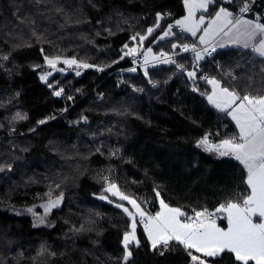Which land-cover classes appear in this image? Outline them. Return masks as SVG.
I'll return each mask as SVG.
<instances>
[{"label": "trees", "instance_id": "16d2710c", "mask_svg": "<svg viewBox=\"0 0 264 264\" xmlns=\"http://www.w3.org/2000/svg\"><path fill=\"white\" fill-rule=\"evenodd\" d=\"M242 2L216 0L236 15ZM250 8L244 14L264 23V0H251ZM157 12L171 15L147 35ZM184 14L183 0H0V164L11 165L10 171L0 172V264H121V241L130 221L115 203L130 210L131 206L103 192L108 186L105 176L138 202L151 199L158 209L163 199L190 216L192 209L213 212L249 193L246 170L232 159L206 152L198 142L206 133L211 143L236 134L228 116L202 95L210 88L201 74L219 78L241 94L264 92V77L259 74L264 64L251 62L250 51L218 52L222 74L205 58L199 61L196 91L186 74H175L172 67L148 69L147 77L139 68L127 76L143 90L138 93L118 88L116 76L106 80L110 71L132 64V57L120 55L125 44L139 45L130 39L136 33L147 35L140 49L151 47L154 54L173 51V43L191 42L176 28L174 36L158 39ZM43 55L75 57L105 69H79V79L67 71L62 80L68 68L62 64L65 71L48 78L53 85L49 88L39 78L47 68ZM181 61L193 70L190 57ZM249 77L254 89L248 86ZM62 85L87 95L66 115L68 125L61 119L51 121L63 107L53 95ZM94 88L105 93L103 100L91 92ZM18 112L27 118L13 119ZM41 120L45 123H38ZM153 189L159 191V199ZM61 193L66 197L63 210L53 213L49 226H36L34 207ZM102 194L108 200L100 199ZM137 237L140 246H130L128 264H191L176 242L153 250L140 224ZM208 262L238 264L227 252Z\"/></svg>", "mask_w": 264, "mask_h": 264}, {"label": "snow or ice", "instance_id": "6c2138e0", "mask_svg": "<svg viewBox=\"0 0 264 264\" xmlns=\"http://www.w3.org/2000/svg\"><path fill=\"white\" fill-rule=\"evenodd\" d=\"M39 2V0H38ZM231 3V0H229ZM251 0H243L242 6L238 9L240 15L234 12L223 4H216V0H183V5L187 10V15L175 21V27H178L181 32L190 33L191 36L196 37L198 32L202 34L198 37L200 45L204 48H198L193 43H173L171 48L173 50L180 49L183 52H192L193 55V70L189 71L183 64H178L173 58L178 54L175 51L172 54L167 52H160L154 54L152 48L149 47L145 51H141L139 45L151 35L156 28L160 27V21L165 16H170V13H156V23L153 27L146 30L147 35L136 33L130 37L132 41H139L137 47H129L125 44L121 49L120 59L125 57H132L133 62L136 58L143 56V71L144 75L148 76V66L150 63L155 64L164 63L175 65L178 72L186 74L187 78L193 82V90H198L195 87L197 78V71L199 61L203 60L206 55H211L216 51L217 47L224 45H237L245 49H250L251 52L257 54L264 60V23L260 22V18L246 19L244 13L251 11ZM216 4L213 13H209V18L206 20L204 13H208L209 6ZM197 12L201 15L197 17ZM22 23L24 21H21ZM34 24L35 21H30ZM174 25L168 24L162 35L158 39L163 40L167 37L174 36ZM111 34V30H108ZM99 34V33H97ZM33 35H36L33 31ZM217 37H221L217 40ZM40 38V37H38ZM41 53L44 49L41 48ZM7 59V57H3ZM43 60L47 68L52 71H44L40 75V80L45 82L49 88L53 85L48 83V78L52 76L53 71L64 72V68H58L57 65H67L77 76L81 75L79 69H87L97 67L98 71L104 69L86 62L78 61L75 57L67 58L62 55H43ZM119 61H113L118 63ZM74 66V67H73ZM35 68H43L42 65H34ZM129 71L135 72L136 68H131ZM259 74L264 77V67L259 69ZM231 75V73H227ZM202 79L209 85L211 89L206 95L207 101L216 109L224 112L230 116L238 128V133L227 139H222L219 143H211L209 134L198 142L206 152L217 153L220 157L231 156L234 157L246 170L247 179L246 185L250 192L241 200H229L222 203L217 209L216 213H225L227 220V229L221 228L216 223V216L207 208L201 210L192 209L193 215L181 210L178 207H170L163 199H159L160 193L153 189L156 197L159 199V211L154 215L150 214L141 207L135 198H132L121 192L115 183H112L109 177H103L108 186L103 189L104 193H111L113 197H118L119 201H126V207L123 203H115V207L121 209L129 218V229L124 231L122 237L123 255L120 258L121 264H128L132 257L130 246L139 247L140 240L137 237L138 224L143 226V231L146 234L148 241L151 243L153 250L158 245H162L164 249L169 247L171 242H176L182 246L191 264H208V258L222 257L224 253H231L234 260L238 264H264V92H248L241 94L235 88L230 89L222 85L221 80L215 77H208L201 74ZM236 79L235 76L232 77ZM252 77H249V87L254 89L252 84ZM156 86L155 82L149 80ZM264 88V84H261ZM137 91H143L137 89ZM64 93L63 87L53 90V95L60 97ZM71 100V96H67ZM26 115L16 113L13 117L15 120L26 119ZM86 120V117H82ZM38 123H45L44 120ZM115 155V153H113ZM11 170V165L0 164V172ZM60 187L59 184L56 185ZM51 197V192L46 193ZM63 199V193L58 195L56 199L47 201L42 207L45 213L52 208L60 205ZM100 199L108 200L107 195H101ZM113 201L109 200V203ZM147 203V201H144ZM32 212V209H28ZM254 217L258 218L259 222H254ZM43 223V218H40ZM195 253L202 254L194 255ZM45 249L41 248V254ZM163 255V252H161Z\"/></svg>", "mask_w": 264, "mask_h": 264}, {"label": "built area", "instance_id": "2783aa9c", "mask_svg": "<svg viewBox=\"0 0 264 264\" xmlns=\"http://www.w3.org/2000/svg\"><path fill=\"white\" fill-rule=\"evenodd\" d=\"M175 21L173 22V25H174L173 28H175ZM193 43H195L198 46V48H201L202 49V48L205 47L203 45H200L197 42L196 38L192 36L191 37V42H189L187 44L191 45ZM174 51L176 53H178V54H176V55L173 56V58L177 61L178 64H183V62L181 61V58H183V57H190L193 60V55L194 54L192 52H190V51L189 52H183L180 49H176V50H173V51L169 52V54H172ZM204 58L216 70H218L219 72H221V59L217 55V52L214 51V52L211 53L210 56L209 55H206ZM131 61H132V64H130L128 66H125V67H122V68H119V69H115V70L110 71V73L108 74L106 80L107 79H110L113 76H116L117 77L116 84H117V87L118 88H120V89L125 88V89H129L130 91L132 90L134 93H138L137 87L133 83L127 81L126 77L129 76V75H131V74H134L139 68H143L142 67V64H143V56L141 55L138 58H136V62L135 63L133 62V58L131 59ZM160 67H172L175 70V74L180 73V72H178V70H177V68H176L175 65L164 64V63L155 64V66H153V63H150L149 66H148V69H158ZM131 68H136V71L135 72L129 71V69H131ZM105 71H107V69ZM203 75L210 77V75L209 74H206V73L203 74ZM225 75L228 76L230 79H232V77L234 76V75H232L230 77L229 75H227V73ZM66 76L67 75H64L62 77V80H64L66 78ZM79 77H80V75L77 76V79H79ZM170 80H172V78ZM202 80H204V79H202ZM152 82H155L156 86H153V83H150L151 86H153V87H157L158 86V82L157 81H152ZM60 87H63L64 93L60 97H57V99H58V101H60L63 104V107H61V108H59L57 110V113H56V116H55L54 119H61V120H63L64 123H66L68 125L69 122L66 119V115L76 105H78L87 95H83L81 92H78L77 94H75V92L70 87H67L65 85H62ZM91 92L97 94L99 101L103 100L104 97H105V93L104 92L98 93L97 92V88H94V90H92ZM67 96H71L72 99L71 100L67 99L66 98ZM80 126L81 125H80V122L79 121H77V122L74 123V127H77L78 128ZM94 139L95 138H91L92 141H94ZM99 146L101 147V145H99ZM97 150H98V147H97ZM99 153H100V151H99ZM140 201H141L142 206L145 208V210L147 212H149L150 214H153L154 215L158 211L157 209H154L153 208V206H152V200L151 199H140ZM144 201H147V203H144ZM213 213L216 216V222H220V221H222L224 219V217L222 215L216 213L215 211ZM208 264H211V263L208 262Z\"/></svg>", "mask_w": 264, "mask_h": 264}, {"label": "crops", "instance_id": "0c3cea01", "mask_svg": "<svg viewBox=\"0 0 264 264\" xmlns=\"http://www.w3.org/2000/svg\"><path fill=\"white\" fill-rule=\"evenodd\" d=\"M211 6V5H210ZM210 6H209V9H210ZM185 8V7H184ZM209 11V10H208ZM187 15V10H186V8H185V14H184V16H186ZM199 15H201V13L200 12H197V17H199ZM204 15H205V18H206V20L209 18V15L207 14V13H204ZM244 15V17L246 18V19H252V20H254L255 18H252V17H250V16H248V15H245V14H243ZM183 16V17H184ZM183 17H181V18H183ZM180 18V19H181ZM176 28V30L177 31H179V32H181V30L178 28V27H175ZM183 34H185V35H187L188 37H192L191 36V34L190 33H186V32H182ZM202 34V32H198L197 33V36L195 37L196 38V40H197V42L199 43V41H198V37L200 36ZM217 40H220L221 39V37H217L216 38ZM204 46V45H203ZM229 49H235V50H240V51H243V52H246V51H250L251 52V50L250 49H245V48H243V47H241V46H237V45H231V44H228V45H224L223 47H217L216 48V51L215 52H221V51H225V50H229ZM252 53V55H253V57H254V59L251 61V62H257V60H259V61H261V62H263V64H264V60H262V58H260L257 54H255V53H253V52H251ZM216 79H219V78H216ZM220 80V79H219ZM221 82H222V85L223 86H225V87H227V86H231L232 88H234L233 87V85H230V84H225V83H223V80H221ZM210 89H211V85H209V84H207V83H205ZM232 88H230V89H232ZM236 89V88H235ZM237 90V89H236ZM238 91V90H237ZM209 103V102H208ZM210 104V103H209ZM211 105V104H210ZM214 109H216L213 105H211ZM216 110H218V109H216ZM218 111H220V110H218ZM220 112H222V111H220ZM222 113H224V112H222ZM228 116V115H227ZM228 118L230 119V121L233 123V125H234V127H235V130H236V134L238 133V128L236 127V125H235V122L231 119V117L230 116H228ZM232 160H234V161H236L235 160V158H233ZM236 162H238V161H236ZM239 163V162H238ZM240 164V163H239ZM241 165V164H240ZM242 166V165H241ZM243 167V166H242ZM244 168V167H243ZM246 179H247V177H246ZM249 192H250V189H249ZM142 207V206H141ZM170 207H172V206H170ZM218 214H220V215H222L223 217H225V213H218ZM254 222H259V220H258V218H255L254 217ZM217 225L219 226V227H221V228H224V229H227V226H228V224H227V220L224 218L222 221H220V222H218L217 223ZM198 254V253H197ZM199 255H201L202 256V254H199Z\"/></svg>", "mask_w": 264, "mask_h": 264}, {"label": "rangeland", "instance_id": "374dc122", "mask_svg": "<svg viewBox=\"0 0 264 264\" xmlns=\"http://www.w3.org/2000/svg\"><path fill=\"white\" fill-rule=\"evenodd\" d=\"M155 54H157V53H155ZM57 67L58 68H63V65L62 64H59V65H57ZM74 67V66H73ZM46 71H52L51 69H49V68H46ZM75 72V71H73L71 68H67L66 69V71H65V73L66 72ZM56 72H58V71H53V73H56ZM226 73H229V72H226ZM230 77L232 76V73H231V75H229ZM227 87H229V88H232L231 86H227ZM202 148V147H201ZM228 159H233L234 157H231V156H226ZM138 202V201H137ZM138 203H140V202H138ZM169 205V204H168ZM142 206V205H141ZM170 206V205H169ZM157 209V208H156ZM158 211H159V208L157 209ZM216 212V211H215ZM51 218V216H50V214H49V218L47 219V220H45V221H43V223H41L40 222V217H39V219H36V223H35V225L36 226H38V227H43L44 225L45 226H49L50 224H52V220L50 219ZM216 223H218V222H216ZM150 242V241H149ZM159 246V245H158ZM193 254L194 255H199V254H197V253H195L194 252V250H193Z\"/></svg>", "mask_w": 264, "mask_h": 264}, {"label": "water", "instance_id": "95a60500", "mask_svg": "<svg viewBox=\"0 0 264 264\" xmlns=\"http://www.w3.org/2000/svg\"><path fill=\"white\" fill-rule=\"evenodd\" d=\"M141 51H143V50H141ZM53 200L54 199H56V197H54V198H52ZM65 200H66V197H65V194H63V199H62V201H61V203H60V205L58 206V207H56V208H52L51 210H50V216H53V213L54 212H61L62 210H63V208H64V205H65ZM48 201V200H47ZM47 201H44L43 203H41V209H43V210H45L44 209V207H42V205H44L45 203H47Z\"/></svg>", "mask_w": 264, "mask_h": 264}, {"label": "flooded vegetation", "instance_id": "af4514ba", "mask_svg": "<svg viewBox=\"0 0 264 264\" xmlns=\"http://www.w3.org/2000/svg\"><path fill=\"white\" fill-rule=\"evenodd\" d=\"M41 204H38L34 207L33 213L36 214L38 217L43 218V221L47 220L49 218L50 211L45 213V210L41 209Z\"/></svg>", "mask_w": 264, "mask_h": 264}]
</instances>
